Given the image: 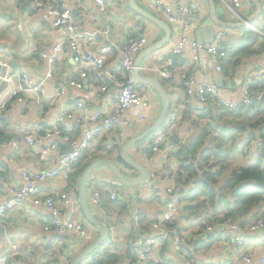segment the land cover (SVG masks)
Here are the masks:
<instances>
[{
	"label": "crops",
	"instance_id": "obj_1",
	"mask_svg": "<svg viewBox=\"0 0 264 264\" xmlns=\"http://www.w3.org/2000/svg\"><path fill=\"white\" fill-rule=\"evenodd\" d=\"M34 1L0 0V63L9 67L10 73L15 71L16 73L28 74L35 83H42L45 90V95L41 97L23 93L24 105L16 100H11L6 109H0V126H3L1 122V119H3L9 135L15 138L22 137L17 148L11 146L0 147V174L6 177L10 186L13 187L23 185L22 172L24 170L45 171L54 169L58 165L60 157L69 151L71 146L60 138H45V134L54 127L62 113H75L74 115L80 113V110L75 107L70 94L65 97L58 95V90L65 86L69 79L79 78V67L73 60L71 50L68 47L63 49L51 78H46L48 73L47 63L40 55L43 50L51 49L65 41L67 31L56 25L55 20L48 16L46 9H37ZM41 1L47 7H68L73 12V17L82 33H97L92 42H83L82 49L84 53L89 51L98 52L104 46L111 49L102 68L94 65L86 67L92 91V99L87 109L90 114H105L113 109L115 97L119 92L117 83L124 77V71L120 68L122 60L120 48L129 38L140 34L145 35L148 41L145 48L147 49L166 37L165 31L148 19L139 16L131 7L129 0H105L107 3L105 13L99 11L95 0ZM255 1L262 5L263 10L261 16L253 21L251 26L264 36V0ZM134 2L148 14L167 23L171 29L172 38L169 44L153 52L141 64L143 68L142 75L161 80L159 70L165 62L172 60L173 48L179 38L177 27L168 22L167 16L157 8L154 0H134ZM164 2L172 8L173 12L180 4L197 5L200 21L190 31L191 40L199 41L198 30L213 24L209 0H164ZM215 4L217 18L222 22L241 24L256 19L257 9L250 0H241V7L235 8L238 16L226 7L224 0H215ZM244 28H250V26ZM108 29L111 30V33L104 34ZM220 31L225 32L224 40L225 38L239 40L242 35L239 28L222 29L216 27V34ZM207 35L205 34V38ZM140 54L137 55L135 60L138 59ZM182 59L186 64L176 70L175 79L168 84L171 109L175 111L174 113L182 115V121L177 125L170 139V151L166 156L153 155L148 163L140 156L138 146L130 152L131 156L147 167L150 174H155L156 178L154 181L150 180L149 185L142 188L140 193L141 197H144L142 205L135 206V203L131 202L132 208L123 218L125 226L118 231L111 228V234L123 246L133 238H138V228L135 227V221L132 219V214L135 213L134 210L137 207L146 211L151 218L158 215L156 219L163 212L167 199L166 190L170 182L166 173L172 165L179 166L177 153L180 147L176 143V139L189 147V144L202 133L203 128L209 125L210 117L201 118V112L191 113L190 108L187 106V95L181 84V75L193 76L199 83L218 84L221 97L234 102L241 100L243 82L247 76L253 77L263 73L264 78V51L246 58L243 66L237 70L233 78H220V74L216 70L217 65L210 55L201 53L198 60H196L190 46L186 47L185 57ZM103 83L111 86L106 92L100 90ZM3 84H0V106L9 98L13 88L18 86L8 83ZM141 93L149 101L148 108L133 107L126 116L127 125L115 127L119 129L120 134L115 133L113 130L109 136L116 135L119 141H128L143 134L157 121L162 109L159 96L155 90L149 88L141 89ZM208 107H213V105L209 103ZM143 113L146 115V121L139 119ZM73 131V133H77L75 137L78 140L83 137V130L76 125H74ZM26 135L35 137L33 145L23 140ZM52 143L57 145L58 151L52 153L46 159H42L41 150L45 145ZM106 144V149H110L109 143ZM117 155L118 152L113 158L115 159ZM122 168L126 170L124 166ZM93 177L97 181L117 183L113 174L107 169H98ZM66 182L63 178H57L43 184L40 187L38 197L69 195L75 201V207L73 211L67 212L66 217L75 221L81 220L83 212L80 211L79 197L76 196L75 189L70 190L68 188ZM8 188L0 182V205L9 195ZM114 190H117L118 193L121 191L118 188ZM131 191H129V194H131ZM92 194L91 189L89 190L90 204ZM160 200H162V203H160ZM91 208L97 219L105 221L103 210L93 207L92 204ZM204 214L205 218L200 223L191 222V217L188 219L187 215L185 221H188V225L185 222L179 223L180 229L184 233H189L191 228L194 229L193 231L199 230L201 224L206 223L207 218L214 216L213 213L207 215L206 212ZM84 222L87 223L86 219ZM50 223L51 219L48 211L44 206L35 202L34 196L19 204L6 218L0 219V259L6 255H16L26 258L29 264H70L97 237V231L91 227L89 239L82 244H77L73 237L64 236L58 239L53 232L45 230ZM193 231L188 236L196 234ZM189 251L187 253L188 257L196 264H245L242 260L244 251L249 252L254 257L255 264H260L264 258V230L261 233L249 236L244 250L235 243L233 235L226 232L216 235L213 244L208 248L195 249L191 246ZM156 259L157 261H155ZM150 260L158 264H185L182 256L174 251L171 242L163 240L155 246ZM129 263L125 259L121 262V264Z\"/></svg>",
	"mask_w": 264,
	"mask_h": 264
},
{
	"label": "built area",
	"instance_id": "obj_2",
	"mask_svg": "<svg viewBox=\"0 0 264 264\" xmlns=\"http://www.w3.org/2000/svg\"><path fill=\"white\" fill-rule=\"evenodd\" d=\"M157 8L167 16L168 22L177 27L178 41L173 48L172 55L184 58L185 49L190 46L195 59L198 60L201 53L210 55L215 64L216 70L220 74V78L224 77V71L219 64V53L221 52V43L224 40V31H220L216 34L215 41L211 44L201 43L196 40L190 39V31L196 23L200 21V14L196 4H180L177 6L175 12L172 8L165 4L164 0H154ZM96 6L101 13L106 12L107 3L105 0H95ZM34 4L37 9H46L48 16L55 20L58 27L67 31V37L65 41L57 44L51 49L43 50L40 55L43 60L46 61L48 67V73L46 78H51L54 68L59 60V57L65 47H68L73 55L75 64L79 67V78L69 79L67 84L58 90L60 97H65L68 94L71 95L74 101L75 107L80 110V113L74 115L72 113H62L57 120L54 127L46 132L45 138H60L64 142L73 147V151L68 154H63L58 162V165L51 170L45 171H31L24 170L22 172L23 185L21 187L10 186L7 178L0 174V182L4 183L8 188V197L0 205V219L6 218L7 215L12 212L19 204L28 201L32 196L35 198V202L45 207L48 211L51 219L49 226L45 228L46 231L53 232L56 236H70L75 239L77 244H82L90 237L91 226L81 220H73L66 217L68 211H73L75 207V201L69 196L62 194L59 197L45 196L38 197L40 193V187L51 182L57 178H63L67 181L70 173L73 170V165L77 162L84 150L89 149L94 142L104 134L110 132L116 126L127 125L128 121L126 116L133 107H140L147 109L149 101L141 93V89H147L148 87L138 85L132 74L135 70V59L148 45V41L145 35H137L136 37L129 38V40L120 48L121 52V64L120 68L124 71L122 80L118 81L119 92L115 97V105L113 109L107 113H95L90 114L87 109L92 99V91L90 88V78L86 71L88 65H94L102 68L105 64V58L110 52V47H102L98 52L89 51L84 53L82 49L83 42L90 43L94 40L97 33L85 34L82 33L73 17V12L66 6L61 8L47 7L41 0H35ZM226 7L238 16L235 8L241 7V0H224ZM251 29L258 33V30L250 26ZM111 30L108 29L104 34H110ZM173 60H169L164 63L163 67L159 70L161 79L174 80L176 74L173 70ZM143 71V68H140ZM263 73L255 75L253 77L247 76L243 82L242 96L240 101H229L221 97L220 89L216 83L198 82L195 77L181 75V81L185 88L187 100L186 104L190 108L191 113L202 112L208 107L209 99H214L217 104L229 111L233 112L238 110L241 106H245L247 109L253 106V97L261 99L263 92L255 94L250 93V86L254 81H262ZM8 83L18 85L14 87L9 98L0 106V109H6L7 104L11 100H16L20 104H25V99L22 96L23 93L33 94L41 97L45 95L44 85L42 83H35L31 77L26 73H10L9 67L5 75L0 74V84ZM109 85L103 84L100 86L101 92L108 91ZM141 121H146V115L143 113L139 118ZM182 121V115L173 113L166 119L162 128L156 131L151 142L145 143L138 147L139 154L145 162L148 163L150 154L166 156L171 149L170 139L178 124ZM74 125L82 129L84 134L81 139L70 140L67 136L74 130ZM23 140L33 145L35 143V137L33 135H26ZM20 144L19 139H13L6 142H0V147H14L17 148ZM58 151L56 144L45 145L41 150V158L46 159L52 153ZM187 163L186 165H189ZM179 166L172 165L169 167L166 175L170 182L167 187V200L164 204L163 212L160 219L153 222L151 225V236L145 239L137 248L138 263L146 264L151 261V255L153 254L155 246L161 241H171V245L177 254H181L182 246L187 242L188 236L178 235L175 229H167L163 227V224L173 221L181 211V186L179 184ZM156 178L155 174H151V181ZM193 187V186H192ZM119 196L117 190L111 192V198L115 200ZM125 197L126 204H129V200ZM91 204L95 208L103 210L100 193L98 191L93 192ZM137 220V217H134ZM134 220V221H135ZM138 222H135L137 228ZM3 227V226H2ZM264 230V220H258L251 225L243 227L241 223H236L232 218L225 219L213 225L206 227V234L223 233L230 231L233 235L235 243L244 250L246 246V240L249 236L261 233ZM174 232L175 237L171 238L170 233ZM16 255H6L0 259L1 264H17L18 261L13 259ZM242 260L245 264H255L254 257L244 251L242 254ZM157 261V259L155 260ZM19 264H29L25 259H21ZM81 264H86L83 262ZM185 264H196L192 260H185ZM260 264H264V258Z\"/></svg>",
	"mask_w": 264,
	"mask_h": 264
},
{
	"label": "trees",
	"instance_id": "obj_3",
	"mask_svg": "<svg viewBox=\"0 0 264 264\" xmlns=\"http://www.w3.org/2000/svg\"><path fill=\"white\" fill-rule=\"evenodd\" d=\"M239 30L242 32L239 40L225 38L221 43L219 64L224 71V77L227 78H233L236 75L237 70L243 66L246 58L264 51V36L251 28H240ZM172 60V70L174 74H177L176 70L183 67L186 62L177 56H173ZM172 82L173 80L161 79V83L168 93V84ZM181 84L183 85V83ZM109 88H111L110 85ZM259 92L264 93V78L262 81L252 82L250 86L251 94L255 96ZM252 100L253 106L251 108L247 109L245 106H241L238 110L231 112L219 106L214 99H209V103L213 107H207L200 115L201 118L210 117L209 125L204 127L202 133L189 144L187 155L181 150L177 153L179 184L182 188L180 191L182 204L180 212H189L201 207V205H195L201 199L204 204L203 207L211 209V213L214 215L213 218L206 219L207 224H201L198 233L188 236L189 239L183 244L180 254L184 260H192L187 254L190 252L191 246L195 249L208 248L213 244L216 235L222 234L213 233L201 237L205 234L203 232L206 231L208 225H213L219 220L232 218L245 227L258 220H264V102L256 97H253ZM174 112L173 109H170L169 116ZM1 122L3 126H0V142L13 139L21 140L22 137L20 136L15 138L9 135L6 125H4L5 120L1 119ZM113 130L115 133L120 134L119 129L114 127L110 132L97 139L89 149L84 150L77 162L74 163L66 184L70 190L75 189L77 197H79L78 184L80 176L88 165L96 158H113L119 152L121 146L127 142L124 140L119 141L116 135L109 136ZM73 132L67 135L70 140L77 139L75 137L77 133ZM154 135L155 133L140 143L138 147L146 142H151ZM106 143H109L110 149H106ZM241 143L244 147L250 144L255 147L256 151L254 153L256 155H254V159L250 164L242 165L237 169H228L235 147H238L237 145ZM245 153L246 151H242V154ZM150 157H153L152 153ZM119 162L122 164L121 160ZM188 162L190 164L186 165ZM221 176H225V179L219 184L218 178ZM117 188L121 191L119 196L113 200L111 192ZM142 188L144 186L128 188L119 183L114 184L111 181H97L94 177L89 180V190L92 189L93 192L98 191L100 193L106 224L115 231L125 226L123 218L132 208V205L128 206L126 204L124 196L128 197L126 198L130 203H135V206L142 205L143 198L139 194ZM129 191H131V194H129ZM160 203H162V200H160ZM134 212L140 217L137 226L138 238H133L123 246L111 234L108 242L103 247L87 257L84 261L86 264H121L123 259L129 261V264H139L137 248L146 238L151 236V225L160 217L156 219L158 215H154L155 217L152 216L151 218L146 211L138 207ZM83 218L85 220L84 215ZM179 223V220L175 219L165 223V225L163 224V227L175 229L177 234L182 236L184 231L180 229ZM61 237L64 236H56L58 239ZM13 259L17 260L18 263L21 259L26 260V258L19 256ZM146 264L158 263L149 261Z\"/></svg>",
	"mask_w": 264,
	"mask_h": 264
},
{
	"label": "water",
	"instance_id": "obj_4",
	"mask_svg": "<svg viewBox=\"0 0 264 264\" xmlns=\"http://www.w3.org/2000/svg\"><path fill=\"white\" fill-rule=\"evenodd\" d=\"M256 7V19L248 20L245 23L241 24H232L229 22H222L217 18L216 13V4L215 0H209L211 4V20L212 25L206 26L202 29L198 30V38L199 42L201 43H213L216 37V27L222 29H240L244 28L245 26H251L253 21L257 20L262 13V5L255 1L250 0ZM131 7L142 17L148 19L153 24L157 25L160 29L165 31L166 37L159 41L157 44L148 47L147 49L143 50L141 54L138 56V59L135 60V70L132 74L135 82L140 86L148 87L149 89H153L156 91L157 95L160 98L162 109L161 113L157 119V121L143 134L132 138L125 142L119 152L118 156L115 159L112 158H96L94 159L88 167L82 172L80 179H79V203L81 211L87 221V224L93 227L97 231V237L92 240L73 260L70 264H81L83 263L87 257L92 255L98 249L103 247L107 242L111 235V228L106 224L105 221H100L97 219L95 214L92 211L90 199H89V180L93 177V174L98 169H107L109 170L113 176L115 177L117 183L124 187L128 188H136V187H143L149 185L151 174L150 171L145 167L143 164L138 162L131 156V150L137 147L140 143L145 141L148 137L152 134L156 133L162 126L164 125L166 119L169 116L170 109H171V100L170 95L164 86L161 83V80L158 78L144 76L142 75V71L140 68L142 67V62L146 59L149 55L153 52L162 49L164 46L169 44L172 38V33L169 25L163 21H160L156 17L148 14L143 9L138 7L134 0H129ZM205 34L207 37L205 38ZM8 67L3 66L0 63V74L5 75L7 73ZM7 84V83H6ZM5 83L3 85H6ZM261 102H264V93L260 99ZM176 143L179 145L180 150L183 151L187 155L188 146L182 144L178 139H176ZM73 151V147H70L69 151L64 154L71 153ZM122 161V165L119 162ZM129 171V172H127ZM170 237H175V233L171 232Z\"/></svg>",
	"mask_w": 264,
	"mask_h": 264
},
{
	"label": "rangeland",
	"instance_id": "obj_5",
	"mask_svg": "<svg viewBox=\"0 0 264 264\" xmlns=\"http://www.w3.org/2000/svg\"><path fill=\"white\" fill-rule=\"evenodd\" d=\"M253 145H254V143H252ZM238 147H235V152L233 153V158H232V160L230 161V167L228 168V169H237V168H239L240 166H242V165H248V164H250L252 161H253V159H254V155H256V153H254L255 151H256V148L255 147H253L251 144L250 145H247V146H243V144L241 143V144H238L237 145ZM242 151H246V153L245 154H242ZM230 172V171H229ZM224 179H225V176H221L220 178H218V181H219V184L221 183V182H223L224 181ZM141 193V192H140ZM139 193V194H140ZM119 194V193H118ZM143 196V195H142ZM127 197V196H126ZM128 198V197H127ZM144 198V197H143ZM149 202V201H148ZM147 202V203H148ZM130 203V202H129ZM143 203H144V201H143ZM131 205V203L130 204H128V206H130ZM195 205H201V207H199V208H197V209H193V210H190L189 212H180L178 215H177V217L175 218V219H178L179 220V222L182 224V222H185V224H187L188 225V221H185L186 219H185V217L188 215V219H189V217H191V219H190V221L191 222H196V223H200L201 222V220L203 219V218H205V214L204 213H206L207 212V215H209L210 213H211V209H205L203 206H204V204H203V202H202V200L200 199L199 200V202L198 203H196ZM134 217H137V220H135V218ZM210 217V216H209ZM181 218V219H180ZM213 218V217H212ZM132 219L133 220H135V222L137 223H139L140 222V217H139V215L138 214H132ZM174 219V220H175ZM81 221H85L83 218H81ZM220 221H223V220H219V221H216V223H218V222H220ZM236 223H240V222H238V221H236V220H234ZM208 222V221H207ZM207 222H206V224H207ZM132 224L134 225V223L132 222ZM215 224V223H214ZM194 229H190V232L189 233H192V231H193ZM183 231V230H182ZM194 233H198L199 232V230H195V231H193ZM189 233H187V232H185L184 234H183V232H182V234L184 235V236H188V234ZM228 233H230V231H228ZM122 242H123V240H122Z\"/></svg>",
	"mask_w": 264,
	"mask_h": 264
}]
</instances>
